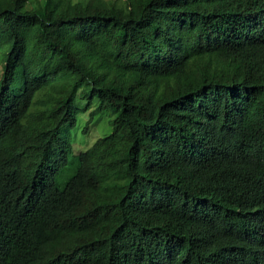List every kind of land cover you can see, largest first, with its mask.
<instances>
[{"label":"trees","instance_id":"trees-1","mask_svg":"<svg viewBox=\"0 0 264 264\" xmlns=\"http://www.w3.org/2000/svg\"><path fill=\"white\" fill-rule=\"evenodd\" d=\"M0 61V264H264V0H0Z\"/></svg>","mask_w":264,"mask_h":264},{"label":"rangeland","instance_id":"rangeland-1","mask_svg":"<svg viewBox=\"0 0 264 264\" xmlns=\"http://www.w3.org/2000/svg\"><path fill=\"white\" fill-rule=\"evenodd\" d=\"M1 71H2V62L0 61V74H1ZM91 126H92V130L89 133V137L90 139H94L100 134L104 133V131L108 127L107 120L106 118L99 119L98 121L94 122Z\"/></svg>","mask_w":264,"mask_h":264}]
</instances>
